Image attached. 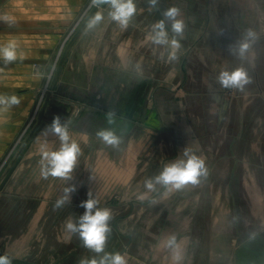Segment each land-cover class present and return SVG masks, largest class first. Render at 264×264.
I'll use <instances>...</instances> for the list:
<instances>
[{
  "label": "rangeland",
  "instance_id": "rangeland-1",
  "mask_svg": "<svg viewBox=\"0 0 264 264\" xmlns=\"http://www.w3.org/2000/svg\"><path fill=\"white\" fill-rule=\"evenodd\" d=\"M170 7L179 9V18L185 24L179 59L168 65L163 60L161 79L153 91L176 98L180 112L185 108L192 128L186 136L173 133L170 139L163 138L161 144L172 150L163 151L162 156L177 159L180 155L185 159L184 152L188 150L205 161L207 178L176 190L190 198L194 224L209 227L208 247L203 246V250L208 251L210 261L204 264H264V0H160V10L154 13L162 18L161 12ZM94 9L89 5L68 32L53 69ZM20 13L0 7V15ZM249 29L259 37L243 62L251 83L243 91L222 88L217 83L220 70L242 64L229 53V46ZM54 72L48 76L49 82ZM48 91L50 85L42 92L40 109L19 141V148L38 123L36 118ZM173 138L185 145L180 153L175 150ZM151 142L153 138L147 136L146 146ZM139 144L123 141L110 153L114 181L107 192L98 189L99 206L112 213L106 251L125 254L127 264H173L163 240L173 234L175 225L170 220L176 217H145V223L137 213L138 157L143 154V144ZM152 154L150 150L146 152V162L151 161ZM164 158L163 162L170 161ZM4 186L3 182L0 190ZM77 205L68 206L65 216L58 215L55 209L46 221L47 217L21 215L22 210L10 208L8 200L0 202V255H8L12 264H79L82 258L93 256L78 235L64 228L69 217L78 218L84 213L85 209ZM222 207L225 220L221 222L220 218L215 225L217 214L213 211H221ZM234 215L240 217L239 223L230 226ZM253 232L257 236L250 240ZM202 242L206 245L205 240ZM200 259L195 256V261Z\"/></svg>",
  "mask_w": 264,
  "mask_h": 264
},
{
  "label": "crops",
  "instance_id": "crops-1",
  "mask_svg": "<svg viewBox=\"0 0 264 264\" xmlns=\"http://www.w3.org/2000/svg\"><path fill=\"white\" fill-rule=\"evenodd\" d=\"M135 2L137 12L126 30L108 18L107 6L96 8L95 13L102 11L104 20L89 30L87 21L95 15L91 13L65 48V58L53 69L68 32L81 19L91 0H0V7L21 12L0 15L12 21L10 26L0 19V44L15 40L18 45L17 60L5 64L0 59V95H16L21 100L18 106L0 115V187L3 182L5 185L0 190V202L10 201V208L22 210L21 215L47 217L48 221L67 186L64 180L52 176L45 179L40 172L42 144L46 142L48 150L60 147L56 136H43L55 116L67 123L70 136L81 149L69 182L77 190L71 195L70 204L57 209L58 215L65 216L66 208L81 204L89 192L96 199L98 189L107 192L112 185L114 178L109 162L114 148L97 137L101 129H112L128 145L132 141L143 144L140 148L143 154L138 157V196L145 191V179L158 175L166 164L182 159L179 154L177 159L162 156L163 151L172 150L161 144L162 139H170L171 134L186 136L192 126L185 108L180 112L176 98L153 91L156 81L161 79L164 60L161 51L166 56L168 50L156 48L147 36L161 17L149 10L147 0ZM52 71L55 72L49 82ZM48 85L49 95L52 93L50 106L41 126L21 153L19 141L40 109L41 95ZM110 112L115 114L113 124L106 118ZM147 136L153 138V144L148 147ZM174 142L175 150L180 153L185 145L175 138ZM149 150L153 154L151 161L146 162ZM163 157L170 161L163 162ZM161 188L158 186L147 200L137 198L139 218L144 217L146 223L145 217L170 214L176 217L170 220L175 225L171 233L175 232L181 243L182 264L209 263L208 251L203 250V246L208 247L209 227L194 224L191 200L186 194ZM213 213L217 214L215 225L220 223V218L224 222L223 207ZM195 256L201 259L195 261ZM170 263H173L171 255Z\"/></svg>",
  "mask_w": 264,
  "mask_h": 264
},
{
  "label": "clouds",
  "instance_id": "clouds-1",
  "mask_svg": "<svg viewBox=\"0 0 264 264\" xmlns=\"http://www.w3.org/2000/svg\"><path fill=\"white\" fill-rule=\"evenodd\" d=\"M149 10L159 11L160 0H147ZM91 6L102 8L107 6L108 18L119 25L121 29L126 30L130 22L136 15L137 6L135 0H91ZM162 18L151 26L147 40L161 51V59L167 63L175 62L179 59L178 52L181 47L180 40L183 38L185 24L180 19V11L176 7L164 9L161 12ZM11 26V18H0ZM104 20L102 11H97L88 21L86 27L91 30L97 27ZM171 32V38L169 35ZM258 35L249 29L239 40L229 46V53L242 62L240 67L229 70L221 69L217 76V83L225 89H235L243 91L251 83L248 71L243 67V62L248 59V53L253 44L258 40ZM17 42L9 40L0 44V59L5 64L12 63L18 58ZM22 58V57H21ZM21 100L16 95H0V115L7 113L14 106H18ZM114 113L107 114L109 124H113ZM49 134L56 136L60 141V147L57 150H48L47 143L41 146L40 172L43 178L49 176L58 177L66 182L62 190V195L57 199L54 207L59 209L71 203V195L77 190L75 184L69 183L73 179V171L77 165V158L81 154L78 142L69 134L66 122H61L59 116H55L51 125L47 126L43 136ZM97 137L105 144L116 149L121 144V138L110 129H101L96 133ZM46 141V139H45ZM185 159H179L166 164L158 175L144 180L145 191L140 193L138 199L147 200L151 193L158 190V186L168 191L182 190L186 185H197L202 179L208 176V170L205 161L185 150ZM88 198L82 201L80 207L85 211L78 218L69 217L64 224L67 232L78 235L82 241L83 247L94 253L91 257L82 258L79 264H127L126 255L121 252L106 251L107 241L111 235L110 221L112 213L107 208L99 206V201L95 199L91 192ZM240 217L234 215L230 221V226L239 223ZM257 233L249 234V239L254 240ZM163 246L171 255L173 264H182L183 255L181 243L177 236L167 235L163 240ZM0 264H12L8 255H0Z\"/></svg>",
  "mask_w": 264,
  "mask_h": 264
},
{
  "label": "water",
  "instance_id": "water-1",
  "mask_svg": "<svg viewBox=\"0 0 264 264\" xmlns=\"http://www.w3.org/2000/svg\"><path fill=\"white\" fill-rule=\"evenodd\" d=\"M95 11H96V8H95L94 11L92 12V14L95 13ZM64 58H65V55H64ZM60 69H61V64H60V67H59L58 71H60ZM50 103H51V97H50V95H49V96L46 98L45 103H44V105H43V108H42V111H41V114H40V117H39V121H38V123L36 124V126L34 127V129H33V131L31 132V134L29 135V137H28V139H27V141H26V144L22 147L21 153H22V151L25 149L26 145L31 141V139L33 138V136L35 135V133L37 132V130L39 129V127L41 126V124H42V122H43V120H44V118H45V116H46L47 110H48V108H49V106H50Z\"/></svg>",
  "mask_w": 264,
  "mask_h": 264
},
{
  "label": "built area",
  "instance_id": "built-area-1",
  "mask_svg": "<svg viewBox=\"0 0 264 264\" xmlns=\"http://www.w3.org/2000/svg\"><path fill=\"white\" fill-rule=\"evenodd\" d=\"M49 92V91H48ZM48 92H46V95L48 94Z\"/></svg>",
  "mask_w": 264,
  "mask_h": 264
}]
</instances>
